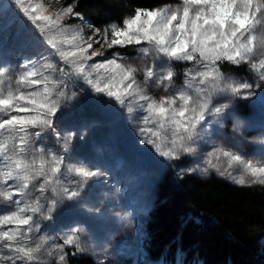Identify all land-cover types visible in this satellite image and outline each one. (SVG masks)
Segmentation results:
<instances>
[{
  "label": "snow or ice",
  "instance_id": "obj_1",
  "mask_svg": "<svg viewBox=\"0 0 264 264\" xmlns=\"http://www.w3.org/2000/svg\"><path fill=\"white\" fill-rule=\"evenodd\" d=\"M14 3L51 51L39 67L26 59L14 76L0 66V208L7 209L0 210V264H47L45 257L67 264L66 247L75 249L72 255L86 251L82 227H70L58 244L33 234L41 232V221H53L62 204H77L90 183L105 175L100 168L69 160L75 133L62 134L57 127L65 102L79 95L69 91V80H82L102 103L113 102L135 117L144 137L140 143L166 160L196 156L211 126L231 115V99L249 98L264 84V0H180L151 10L137 8L122 24L104 28L65 24L67 18L83 20L75 5L50 11L44 0ZM129 47L141 57L105 55ZM178 62L192 65L184 69L179 87ZM225 63L247 65L259 82L226 73ZM152 88L161 94L153 95ZM217 96L228 102L216 101ZM241 127L235 124L234 132ZM204 163L179 174L215 170L239 185H264V160L247 158L235 141L214 145ZM233 169H239L238 176Z\"/></svg>",
  "mask_w": 264,
  "mask_h": 264
},
{
  "label": "rangeland",
  "instance_id": "obj_2",
  "mask_svg": "<svg viewBox=\"0 0 264 264\" xmlns=\"http://www.w3.org/2000/svg\"><path fill=\"white\" fill-rule=\"evenodd\" d=\"M44 3L50 11L66 7L62 0H44ZM179 3L180 0H177L171 5ZM81 16L83 20L67 18L64 23L73 27L91 24L96 28H104L112 23L122 24L112 22L97 26L85 15ZM84 31L87 36L90 30L85 27ZM96 47L99 48L100 45ZM50 51L14 0H0V66L8 67L9 74L14 76L26 59L35 60L39 67ZM114 52L130 59H139L142 55L132 47L113 48L105 55L111 56ZM99 59L101 58H97ZM60 66L66 67L62 63ZM191 66L190 62L174 64L179 73L177 87L184 82V69ZM244 66L249 73L246 76L232 73L234 77L249 83L259 82L256 72L247 65ZM138 79L142 80L143 76L139 75ZM78 80V97L83 101L79 120L77 124H73L67 118L73 111L70 101H67L63 105L57 127L62 134L75 133L69 160L91 168H100L105 175L90 183L88 191L77 204L69 208L67 203L71 202L62 204L53 221H41V232L34 233L33 236H50L53 238L50 243L58 244L70 227H82L84 231L80 233V238L86 249L85 253L93 256L100 264H149L144 247L147 238L146 224L150 219L149 208L154 201V186L159 175L172 161L161 157L150 145L140 143L144 137L138 132L139 125L135 122V117H129L124 109L113 102L102 103L101 98L82 80ZM74 84L77 82L69 83V91L74 89L71 87ZM150 91L157 97L161 94V90L157 88ZM253 92L255 94L249 98L231 99V115L226 114L219 123L211 126V135L205 136L207 143H201L196 156H184L178 160L179 170L197 165L205 167V156L213 150L214 145H225L230 141H235V147L246 154L247 158L264 160V84L260 88H254ZM215 99L228 102L222 96ZM98 109L102 112H97ZM135 115L138 116L139 113ZM237 123L242 127L239 132H234L233 126ZM217 128L220 130L219 134L214 131ZM48 142L51 143V140ZM74 145L78 149L86 148V154L73 152ZM220 163L222 168L227 166L225 158L221 157ZM230 171L234 176L239 175V169ZM193 174L219 175L215 170H210L208 174L198 170ZM221 177L234 182L227 175ZM97 208L98 212L95 211ZM0 210L7 211L4 208ZM45 260L48 264H56L54 258L45 257Z\"/></svg>",
  "mask_w": 264,
  "mask_h": 264
},
{
  "label": "trees",
  "instance_id": "obj_3",
  "mask_svg": "<svg viewBox=\"0 0 264 264\" xmlns=\"http://www.w3.org/2000/svg\"><path fill=\"white\" fill-rule=\"evenodd\" d=\"M93 24L122 22L137 8L153 9L177 0H62ZM226 73L247 75L244 65L225 63ZM179 73L176 75V80ZM72 91L79 92L77 79ZM67 118L77 124L83 101L69 100ZM102 112L97 110V112ZM73 152L86 154V148ZM172 161L159 175L146 224L145 248L154 264H264V185H239L219 175L179 174ZM68 264H98L93 256L67 247ZM48 264V263H47Z\"/></svg>",
  "mask_w": 264,
  "mask_h": 264
},
{
  "label": "bare ground",
  "instance_id": "obj_4",
  "mask_svg": "<svg viewBox=\"0 0 264 264\" xmlns=\"http://www.w3.org/2000/svg\"><path fill=\"white\" fill-rule=\"evenodd\" d=\"M181 162V161H180ZM50 264V263H49Z\"/></svg>",
  "mask_w": 264,
  "mask_h": 264
}]
</instances>
